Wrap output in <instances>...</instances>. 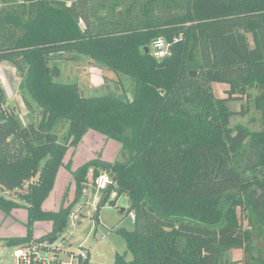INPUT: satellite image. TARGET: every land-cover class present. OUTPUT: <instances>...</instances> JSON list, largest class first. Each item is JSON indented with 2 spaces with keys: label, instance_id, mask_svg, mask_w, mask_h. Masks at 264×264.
Returning a JSON list of instances; mask_svg holds the SVG:
<instances>
[{
  "label": "trees",
  "instance_id": "trees-1",
  "mask_svg": "<svg viewBox=\"0 0 264 264\" xmlns=\"http://www.w3.org/2000/svg\"><path fill=\"white\" fill-rule=\"evenodd\" d=\"M160 39L170 54L156 59ZM73 54L129 77L133 100L87 97L58 82L51 63ZM1 62L17 68L24 102L38 109L21 125L0 84V190L13 196L0 195V211L27 214L26 235L0 237L5 246L47 252L42 242L63 236L89 176L95 186L107 175L96 219L126 195L135 222L117 229L127 251L114 264H236L234 250L242 264H264L256 245L264 239V128L230 125L249 114V100L264 118V0H0ZM213 84L228 86L227 97ZM60 122L69 125L64 142L54 133ZM90 131L120 143L127 160L98 157L74 169L66 157ZM63 169L74 198L46 210ZM44 222L52 230L36 239Z\"/></svg>",
  "mask_w": 264,
  "mask_h": 264
},
{
  "label": "rangeland",
  "instance_id": "rangeland-1",
  "mask_svg": "<svg viewBox=\"0 0 264 264\" xmlns=\"http://www.w3.org/2000/svg\"><path fill=\"white\" fill-rule=\"evenodd\" d=\"M51 66H57L61 70L60 76L56 79L58 82L76 84L87 97L110 96L123 100H133L134 98L133 83L129 77L123 75L118 77L115 73L103 68L100 63L87 56L73 54L71 56L64 55L61 58L56 57ZM119 79L120 83H117ZM21 83L22 77L17 68L7 62H1L0 84L5 92L7 106L15 109L20 124L26 126L37 120L38 109L34 106L31 107L32 109H28L21 94ZM212 87L218 98L227 97L228 86L213 84ZM246 105L250 108L249 114L246 116H233L230 122L231 127L241 124L249 127L252 131L263 129L264 118L262 114L256 110L251 100ZM241 106L239 101L229 103V109L236 113L240 111ZM68 130L69 125L67 122H60L56 125L54 133L58 136L60 142H64ZM98 157L108 161L125 162L129 155L124 152L120 143L108 140L103 135L90 131L77 148L69 151L66 162L72 161L75 169L88 160ZM239 162L245 168H248L249 164L244 157L239 158ZM71 184L72 182L65 184L64 191L61 192L62 197L68 194L71 199L74 198L75 188ZM0 195H4L6 198L13 197L10 192L3 193L1 190ZM100 195L101 193L93 185L92 176L90 175L89 183L84 187L82 195L73 206L69 217V225L64 230L63 236L53 246H50L47 252H43L36 245L39 259L50 262L56 257L55 252H53L56 250L59 251L58 259L68 262L70 260L69 253L89 252L91 254V264H114L116 255H123L127 251L126 241L117 233V229L125 228L129 231L135 229L134 218L128 215L129 199L124 195L118 199L115 205L107 204L100 212V218L97 220V200ZM112 199H114V196H112ZM44 208L47 210L46 206ZM262 211L264 212V210ZM25 214L24 209L15 211L12 216H6L0 211V237L24 236L26 234L23 223ZM39 225H43L47 231L50 230V226L47 222L37 223L35 236L40 239L47 235ZM244 225L246 227L247 222H244ZM256 245L264 256V239H256ZM231 258L236 264H242V250H234ZM131 259L132 256L129 254L127 260ZM0 264H18L15 250L5 246L2 242H0Z\"/></svg>",
  "mask_w": 264,
  "mask_h": 264
},
{
  "label": "built area",
  "instance_id": "built-area-1",
  "mask_svg": "<svg viewBox=\"0 0 264 264\" xmlns=\"http://www.w3.org/2000/svg\"><path fill=\"white\" fill-rule=\"evenodd\" d=\"M152 54L156 59H163L169 56L170 47L164 40H157L152 46ZM110 183V178L107 175H102L96 180L95 188H97L99 191L105 190L110 185ZM32 247L22 248L15 251V257L18 260V264H33V262H37L39 264H86L88 258L87 252L80 254L71 253L69 255L70 260L68 262H63L58 259V255L54 253L56 257L48 262L47 260L39 259L38 251H36V245H33Z\"/></svg>",
  "mask_w": 264,
  "mask_h": 264
},
{
  "label": "crops",
  "instance_id": "crops-1",
  "mask_svg": "<svg viewBox=\"0 0 264 264\" xmlns=\"http://www.w3.org/2000/svg\"><path fill=\"white\" fill-rule=\"evenodd\" d=\"M71 180H72V176L70 175V173L66 169H63L61 171L60 175H59V178H58V181H57V184H56V188L54 189V191L51 194L50 198L45 203V206H46L47 210L57 211L60 208V205L62 203V193L61 192L64 191L65 184L66 183L69 184L70 182H72ZM98 201H99V199L97 200V202ZM123 212H125V211L123 210ZM26 215L27 214H25V218L23 220V223H25ZM131 216L133 217V215H131ZM47 224L50 226V230H48V231L45 229V227L43 225L42 226L39 225V226H41L40 228L42 230H45L46 235H48L51 232V230H52V225L50 223H47ZM36 226H37V224H36ZM37 228H39V227H37ZM35 229H36V227H35ZM13 237H23V236H13ZM35 237H36V239H39V238H37V236H35Z\"/></svg>",
  "mask_w": 264,
  "mask_h": 264
},
{
  "label": "water",
  "instance_id": "water-1",
  "mask_svg": "<svg viewBox=\"0 0 264 264\" xmlns=\"http://www.w3.org/2000/svg\"><path fill=\"white\" fill-rule=\"evenodd\" d=\"M193 75V74H192ZM59 237L55 236V237H51L49 239H46L42 242V245L44 246H53L57 241H58Z\"/></svg>",
  "mask_w": 264,
  "mask_h": 264
}]
</instances>
